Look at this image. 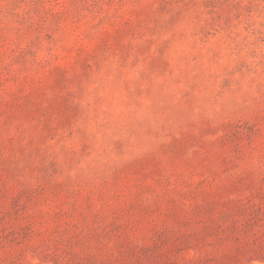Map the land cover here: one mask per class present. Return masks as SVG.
Masks as SVG:
<instances>
[{
	"label": "rangeland",
	"instance_id": "374dc122",
	"mask_svg": "<svg viewBox=\"0 0 264 264\" xmlns=\"http://www.w3.org/2000/svg\"><path fill=\"white\" fill-rule=\"evenodd\" d=\"M0 264H264V0H0Z\"/></svg>",
	"mask_w": 264,
	"mask_h": 264
}]
</instances>
